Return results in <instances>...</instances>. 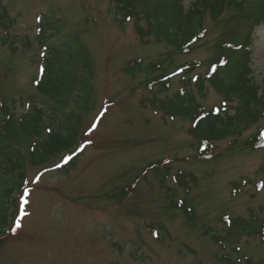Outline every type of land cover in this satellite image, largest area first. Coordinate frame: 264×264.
Listing matches in <instances>:
<instances>
[{
  "label": "rangeland",
  "instance_id": "1",
  "mask_svg": "<svg viewBox=\"0 0 264 264\" xmlns=\"http://www.w3.org/2000/svg\"><path fill=\"white\" fill-rule=\"evenodd\" d=\"M181 1L187 9L193 0ZM2 3L13 23L5 31L0 27V104L5 101L16 115L32 103L43 109L42 123L50 119V100L32 82L43 46L49 56L54 45L71 47L77 38L90 46L94 62L93 88L83 90L82 100L74 92L63 107L79 109L81 143L75 150L82 151L68 171L56 167L67 159L65 152L42 166L25 167L22 191L28 192L12 194L11 210L17 215L0 234V264H264V233L233 234L222 221L264 222V147L242 145L264 128V115L244 129L233 122L231 133L216 142L213 157L201 161L194 157L198 144L191 117L170 116L158 102L151 103L153 94L171 99L187 82L197 108L224 105L225 94L207 76L221 25L207 16L205 37L192 51L180 53L152 36L142 43L135 18L117 21L113 0ZM137 22L144 26L145 18ZM133 57H140L142 66L125 73V61ZM185 61L196 62L187 75L176 69ZM152 63L160 69L148 70ZM251 68L253 79L264 84V26L255 35ZM162 71L173 73L166 91L152 82ZM149 78L152 86L145 81ZM20 149L26 152L24 144ZM159 159L167 162L157 169L149 166ZM179 172L194 176L187 190L174 178ZM138 175L143 177L125 197L110 196ZM178 199L187 200L192 221L172 207Z\"/></svg>",
  "mask_w": 264,
  "mask_h": 264
},
{
  "label": "trees",
  "instance_id": "2",
  "mask_svg": "<svg viewBox=\"0 0 264 264\" xmlns=\"http://www.w3.org/2000/svg\"><path fill=\"white\" fill-rule=\"evenodd\" d=\"M113 1L115 17L119 23L135 18L134 29L142 43L147 42L152 36L155 41L167 43L180 53L192 51L205 37L207 28L203 26V21L207 16L221 25V31L213 44L212 59L208 62L207 76L208 81L225 94L224 107L221 109L219 107L216 113L210 109L203 118H198L197 114L204 112V109L199 107L198 113L195 111L198 103L188 90L187 82L183 84L181 89L183 91L177 92L171 99L168 96L166 99L156 97V94H153L151 99V103L158 102V105L164 109L163 112H168L170 116L177 114L191 117L190 129L197 138L196 145L198 144L197 154L194 156L196 159L210 160L218 146L216 142L231 133L233 122L241 123L244 129L246 125L256 123L264 115V86L253 80L250 66L255 27L264 23V0H193L187 9L184 8L181 0ZM225 11H230L229 16L219 19ZM140 16L145 18L144 26L137 22ZM11 22L6 7L0 0V27L5 31ZM58 28L54 29L57 31ZM2 41L4 44L6 38ZM71 42V47L67 43L63 44V48L54 45L52 47L54 54L43 58L40 72L32 81L37 92L50 100L48 105L50 119L42 123L43 109L36 108L32 103L29 104L27 111L16 115L5 101H1L0 234H4V229L13 221L16 210L12 213V194L17 191L20 194L25 187L23 184L25 167L42 166L65 152L68 160L62 165L61 171H68L75 165L82 151L79 149L69 157L80 146L82 124L79 109L74 113L63 107L67 105L74 92L77 91V97L82 100L83 90L93 88L90 79L93 77L94 61L93 54L91 55L89 51L90 46L77 38H72ZM26 45L25 42L24 46ZM61 49L64 51L62 52ZM141 60L140 57H133L125 61L122 70L133 74L135 70L141 68ZM195 63V61H185L178 65L177 69L180 70L179 73L187 75L194 70L192 67ZM154 68L160 69V65L152 63L147 67L150 71ZM170 78L171 73L162 71L153 78L152 82L166 91ZM145 81L149 82L150 78ZM148 85L152 86L151 82ZM29 99L32 100V97ZM226 101L230 103V108L234 109L232 114L227 109L229 106ZM54 102L59 107L54 108ZM263 131L264 129L259 128L253 135L243 140V147L249 150L263 148ZM240 132L241 130L236 133L240 134ZM20 144L25 145L26 152L21 151ZM230 145H233V141ZM166 162L159 159L148 164L157 169ZM144 170L146 171L145 168ZM142 177L143 175H138L130 178L125 186L120 187L110 196L120 200ZM174 178L187 190L188 182H193L194 176L188 172H179ZM178 200L172 203V207L183 211L186 221H192L193 216L188 213L191 208L187 200ZM222 221L229 225V232L233 234L241 231L255 235L264 233L262 220L246 222L241 217H223ZM1 243L2 239L0 245Z\"/></svg>",
  "mask_w": 264,
  "mask_h": 264
},
{
  "label": "snow or ice",
  "instance_id": "3",
  "mask_svg": "<svg viewBox=\"0 0 264 264\" xmlns=\"http://www.w3.org/2000/svg\"><path fill=\"white\" fill-rule=\"evenodd\" d=\"M222 63H223V62H222ZM93 127H95V125H93ZM27 192H28V190L25 189V196L27 195ZM25 196H21V197H20L22 203H26V202H27L26 199H25ZM16 227H19V220H17ZM12 230L15 231V229H12Z\"/></svg>",
  "mask_w": 264,
  "mask_h": 264
}]
</instances>
